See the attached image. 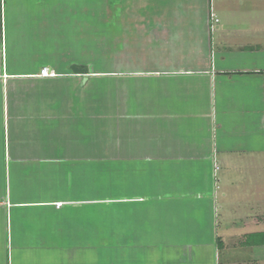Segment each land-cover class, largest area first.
Returning a JSON list of instances; mask_svg holds the SVG:
<instances>
[{"label":"crops","instance_id":"crops-1","mask_svg":"<svg viewBox=\"0 0 264 264\" xmlns=\"http://www.w3.org/2000/svg\"><path fill=\"white\" fill-rule=\"evenodd\" d=\"M144 1L113 6L106 72L84 0H0V264H217L264 246L215 220L220 181L264 160V12Z\"/></svg>","mask_w":264,"mask_h":264},{"label":"rangeland","instance_id":"rangeland-1","mask_svg":"<svg viewBox=\"0 0 264 264\" xmlns=\"http://www.w3.org/2000/svg\"><path fill=\"white\" fill-rule=\"evenodd\" d=\"M117 1V2H115ZM121 0H84V3H79L80 12L84 9L83 22L86 33V49L95 56L100 57L101 66L96 69L107 72V58L109 51V21L110 12L113 6L116 5L118 12L131 6L129 3ZM211 7V12L221 16L227 12H247L261 11L264 12V0H208ZM144 4H139V7L145 8L148 11L152 6H155L154 0H145ZM126 3V4H125ZM124 8V9H123ZM79 15H81L79 13ZM82 16V15H81ZM80 16V19L82 18ZM95 33V44L92 45L88 41L92 33ZM94 46V47H92ZM98 71V70H97ZM104 82V83H103ZM99 90L101 93V105L107 106V80L100 81ZM105 117V116H101ZM103 124V121L101 119ZM108 163L107 161L100 164V180H101V196L107 198L108 190ZM241 164H239L240 166ZM244 165V164H242ZM87 170V169H86ZM231 176L234 181V187L230 188L223 181H220L219 189L216 190V211L215 220L217 226L219 221L224 218L245 220L244 226H234L230 230L223 231L217 227L218 235L222 237L224 234L239 236L247 232H263L264 231V160L253 164L251 169H239L232 171ZM226 192V196L222 197L221 193ZM107 212V211H106ZM103 214V212H102ZM106 215V214H105ZM103 218H105L103 216ZM259 218V224L252 223V219ZM242 223V222H240ZM248 223V224H246ZM224 238V237H223ZM229 240V238H227ZM231 243V242H230ZM228 244L231 245V244ZM217 264H264V246L259 249V253L253 256L247 249L232 247L224 249L217 257Z\"/></svg>","mask_w":264,"mask_h":264},{"label":"trees","instance_id":"trees-1","mask_svg":"<svg viewBox=\"0 0 264 264\" xmlns=\"http://www.w3.org/2000/svg\"><path fill=\"white\" fill-rule=\"evenodd\" d=\"M248 238H249L250 244L264 245V232H261L259 234L250 235Z\"/></svg>","mask_w":264,"mask_h":264},{"label":"water","instance_id":"water-1","mask_svg":"<svg viewBox=\"0 0 264 264\" xmlns=\"http://www.w3.org/2000/svg\"><path fill=\"white\" fill-rule=\"evenodd\" d=\"M70 69L74 73L87 74L89 72L88 67L77 68L76 66L71 65Z\"/></svg>","mask_w":264,"mask_h":264},{"label":"built area","instance_id":"built-area-1","mask_svg":"<svg viewBox=\"0 0 264 264\" xmlns=\"http://www.w3.org/2000/svg\"><path fill=\"white\" fill-rule=\"evenodd\" d=\"M214 22H217V19H214ZM40 75L41 76H49L51 75V73L48 71V68H42L40 70ZM60 207V203L56 204V208Z\"/></svg>","mask_w":264,"mask_h":264}]
</instances>
